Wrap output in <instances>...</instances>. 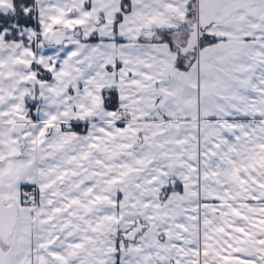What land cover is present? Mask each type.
I'll return each instance as SVG.
<instances>
[{"label": "snow or ice", "instance_id": "snow-or-ice-1", "mask_svg": "<svg viewBox=\"0 0 264 264\" xmlns=\"http://www.w3.org/2000/svg\"><path fill=\"white\" fill-rule=\"evenodd\" d=\"M0 264H264V0H0Z\"/></svg>", "mask_w": 264, "mask_h": 264}]
</instances>
